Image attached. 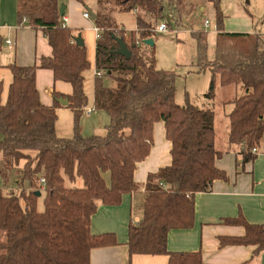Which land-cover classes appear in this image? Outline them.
Wrapping results in <instances>:
<instances>
[{
	"label": "trees",
	"instance_id": "trees-1",
	"mask_svg": "<svg viewBox=\"0 0 264 264\" xmlns=\"http://www.w3.org/2000/svg\"><path fill=\"white\" fill-rule=\"evenodd\" d=\"M74 1L86 7L87 0ZM221 1L208 0L217 32L214 60L207 59L206 33L192 35L198 72H210L204 97L214 100L217 87L242 92L232 101L227 134L228 143L239 148L242 165L255 160L251 150L264 140V37L223 31ZM59 8L58 0H16L19 25L42 31L51 56L41 57L37 65H9L11 83L5 102L0 81V264H90L92 250L118 245L112 233L93 235L91 218L99 205L119 206L124 195L141 190L133 175L137 164L149 156L157 122L163 123L164 137L170 142L171 162L147 175L142 217L138 224H128L125 246L129 256L166 255L168 264H203L199 251L169 252L167 235L192 228L195 194L209 192L214 181L227 179L215 166L222 156L215 148V114L187 99L178 106L175 72L159 70L154 46L143 44L155 35L164 9L173 25L181 26L184 0L95 1L93 24L100 34L94 69L102 76L94 74L93 106L107 115L108 124L105 135L90 137L79 133L88 105L84 74L90 63L85 45L77 46L73 31L61 25ZM115 12L133 13L135 30L127 33L118 26ZM116 38L130 51L128 60L116 54ZM37 69L50 70L54 81L71 85L72 93L54 92L51 106L41 104ZM59 98L67 99L68 105L61 106ZM59 107L73 114L71 138L56 135ZM15 170L19 172L16 187L6 189ZM77 178L82 187L65 186V180L73 183ZM36 192L44 195L42 212L37 210ZM223 223L242 226L245 233L221 238V246H255V254L264 252V225L249 224L241 215Z\"/></svg>",
	"mask_w": 264,
	"mask_h": 264
},
{
	"label": "crops",
	"instance_id": "crops-1",
	"mask_svg": "<svg viewBox=\"0 0 264 264\" xmlns=\"http://www.w3.org/2000/svg\"><path fill=\"white\" fill-rule=\"evenodd\" d=\"M207 2L208 0H184L187 10L188 8H198L201 12L205 11ZM58 3L59 6L62 4L59 0ZM223 4L224 0L221 1V7ZM74 8L87 10L86 7L74 0H69L68 7H65L64 16L67 18L65 26L71 31L74 29L73 36L77 38L78 36L81 37V34H78L74 27L75 23L72 17ZM94 8L95 5L91 8L93 12ZM260 15L257 12L254 13V17L249 14H241L235 18L237 28L228 29L227 27L226 29L225 26V32L256 33L264 37V21L261 22L263 16ZM226 19L225 16L224 21ZM92 28L94 30L95 26L93 25ZM33 33L32 44L31 34ZM0 34L4 38L11 39L14 43L12 48L3 44L0 45V47L4 46L10 55V59L6 62L0 61V67L4 65L8 68L12 64L19 67L37 65L41 57L51 56V48L42 31L32 30L25 24L19 25L16 0H0ZM25 39H27L29 47L22 51L20 42ZM35 85L40 102L44 106L53 104L54 92L65 96L72 93L71 85L62 81H54L50 70L37 69ZM221 89L227 94L222 98V102L227 104V114L224 117L228 119V114L233 108L232 101L238 96L240 89L235 87ZM92 110L90 114L84 113L92 121L89 128H87L86 123L79 121V133L83 137H85L84 130H91L93 136H103L106 133L107 115L103 111L94 108ZM93 113H95L94 116ZM56 115V135L59 138H71L73 136V114L69 109L59 107L56 109ZM215 121L216 114L214 130ZM228 129L229 121L228 127L225 128L226 140L223 141L222 149L216 147L217 135L215 130V148L222 152V156L215 161V166L225 172L227 179L214 181L209 192L195 194L193 227L186 230H171L167 235V250L177 253L199 251L203 264H242L245 262L264 264L262 262L264 252L255 254V246H221L220 244L221 238H239L243 237L245 233L242 226L226 225L223 223L224 219L236 218L241 215L249 224L264 225V140L256 148L255 160L240 165L242 158L238 155V146L230 145L227 141ZM164 135L163 123H155L153 145L149 156L137 164L133 175L134 182L141 186V190L137 193L124 195L119 206L99 205L96 214L91 218V233L93 235L112 233L115 235L118 245L92 250L90 264H168V256L166 255L129 256L125 246L128 224L136 225L142 217L140 207L145 197L142 187L147 175L170 165L171 145Z\"/></svg>",
	"mask_w": 264,
	"mask_h": 264
},
{
	"label": "rangeland",
	"instance_id": "rangeland-1",
	"mask_svg": "<svg viewBox=\"0 0 264 264\" xmlns=\"http://www.w3.org/2000/svg\"><path fill=\"white\" fill-rule=\"evenodd\" d=\"M96 0H87L86 7L91 9L94 7ZM62 2L61 6L68 7L69 0H59ZM207 7L204 12L199 11L198 8L186 9L183 12L184 18L181 26L173 25V21L170 12L167 9L163 11L162 22L167 23L169 26L163 33L156 32L153 36L154 42V57L156 60V67L163 71H174L176 74L175 80V96L174 101L178 106H184L186 99L191 104L196 105L199 108H208L215 112V130H216V147L222 149L223 141L226 140L225 128L228 127V119L224 117L227 114V104L222 102V98L227 94L221 88L217 87L216 96L214 100H209L204 97L207 92L210 82V72L205 69L204 71L198 72L197 69V47L196 40L193 37V32H205L207 42V59L212 61L215 57V44H216V26L214 12L210 4L207 2ZM186 6V5H185ZM95 11V8L93 9ZM223 14L227 17L224 21V30L237 28L235 18L241 16V14H249L254 17V13L257 12L263 16L264 21V0H224L222 6ZM84 8H74L73 11V22L75 23V30L84 41L86 48L87 60L90 63V68L85 72V91L88 98L87 109L94 108L93 106V78H94V42L95 31L93 30V21L85 20L82 18ZM67 14V13H66ZM112 15V14H111ZM64 16V15H63ZM62 17V16H61ZM113 19L118 26H121L127 31L134 30V16L132 13L127 12H115L113 13ZM205 20L209 22L208 26L204 25ZM260 24V23H259ZM31 29V28H30ZM34 30V29H32ZM74 31V29H73ZM128 33V32H127ZM227 33V32H226ZM236 33V32H228ZM32 44H33V34ZM20 48L24 51L29 47L27 39L20 42ZM10 59L8 51L4 46L0 47V61L6 62ZM2 65V64H1ZM0 81L3 84V92L1 101L5 102L7 98L8 88L11 83V73L8 68L4 65L0 67ZM105 82L107 79L104 80ZM109 83V82H107ZM238 91V96H240ZM217 98V99H216ZM70 111V110H69ZM71 112V111H70ZM72 113V112H71ZM95 113L92 115L94 116ZM105 116V115H104ZM106 118V117H105ZM86 123L87 128L91 126V120L83 114L80 118V123ZM83 134L85 137L93 136L91 130H84ZM1 159V155H0ZM24 163L21 162L19 168ZM15 170L11 173L8 183L4 186L6 189L15 188L14 181L19 178V172ZM66 187H82V180L77 178L73 183L65 180ZM0 187H3L2 181L0 180ZM43 193L42 196L37 199V210L42 212L44 209L43 205ZM141 208V207H140ZM140 210V209H139ZM142 211V208H141Z\"/></svg>",
	"mask_w": 264,
	"mask_h": 264
},
{
	"label": "water",
	"instance_id": "water-1",
	"mask_svg": "<svg viewBox=\"0 0 264 264\" xmlns=\"http://www.w3.org/2000/svg\"><path fill=\"white\" fill-rule=\"evenodd\" d=\"M64 10H65V7L64 6H61L59 8V14L60 16H63L64 15ZM86 10L87 12L89 13L90 17H91V20L93 21L95 19V13L89 9L88 7H86ZM116 42L118 44V48L116 50V54L124 57L125 59H129L130 58V51L127 49V47L125 46V44L123 43V41L121 39H117L116 38ZM75 43L77 46H83V40L81 39L80 36H78L77 38H75ZM143 44L146 45V46H149V47H152L154 46V42L152 39H147V40H144L143 41ZM57 102L61 105V106H67L68 105V100L67 99H62V98H59L57 99ZM36 196L39 197L40 196V193L39 192H36ZM264 263V255H263V261Z\"/></svg>",
	"mask_w": 264,
	"mask_h": 264
},
{
	"label": "built area",
	"instance_id": "built-area-1",
	"mask_svg": "<svg viewBox=\"0 0 264 264\" xmlns=\"http://www.w3.org/2000/svg\"><path fill=\"white\" fill-rule=\"evenodd\" d=\"M82 17H83L84 19H86V20H90V19H91L90 15H89V13H88L87 11H85V12L82 14ZM61 18H62V19H61V25H62L63 27H66L65 25H66V22H67V18H66L65 16H62ZM22 22H23V23H26V20L24 19ZM204 25H205V26H208V25H209V22H208L207 20H205ZM167 28H168L167 24H166L165 22H162V23H160V24L157 26V28H156V32H158V33H163V32H165V31L167 30ZM94 31H95V39L97 40V39L99 38L100 29L97 28V27H95V28H94ZM1 44L5 45V46L8 47V48H12L13 45H14V43H13V41H12L11 39H9V38H4V37L0 34V45H1ZM94 74H95L96 77H99V78L102 76V72H95ZM92 111H93L92 109H87V108H86L85 113H86V114H90ZM255 152H256V149L253 148V149L251 150V153H252V154H255ZM41 184L44 185V180H43V179H41Z\"/></svg>",
	"mask_w": 264,
	"mask_h": 264
}]
</instances>
